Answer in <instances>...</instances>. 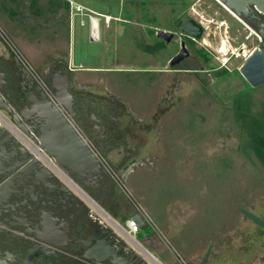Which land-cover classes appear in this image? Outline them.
Instances as JSON below:
<instances>
[{"label":"rangeland","instance_id":"obj_1","mask_svg":"<svg viewBox=\"0 0 264 264\" xmlns=\"http://www.w3.org/2000/svg\"><path fill=\"white\" fill-rule=\"evenodd\" d=\"M76 1L85 14L61 12L55 0H0V31L29 73L42 77L70 52L81 89L111 92L132 112L129 139L139 145L131 170L114 193L90 197L120 224L139 211L146 216L136 237L157 260L136 249L148 264H264V160L253 147L254 136L264 137V83L252 87L239 71L245 58L232 54L243 44L253 51L264 37L247 42L226 13L232 28H214L220 15L198 0ZM189 7L209 20L202 18V38L189 41L183 71L145 72L171 67L157 56L146 61L145 42L154 40L147 26L157 25L147 10L184 21L195 14ZM100 14L113 19L101 16L96 38L90 15Z\"/></svg>","mask_w":264,"mask_h":264},{"label":"flooded vegetation","instance_id":"obj_2","mask_svg":"<svg viewBox=\"0 0 264 264\" xmlns=\"http://www.w3.org/2000/svg\"><path fill=\"white\" fill-rule=\"evenodd\" d=\"M198 2L220 15L213 17L215 21L211 26L214 28H220L219 24L224 22L228 28H232L224 17L223 13H226L239 23L242 32L245 31L243 38L247 42L255 41L258 35L264 37V14L256 8H253L250 16L240 17L231 13L219 0ZM190 9L195 11L194 15L190 14L184 21L177 16L169 22L164 17L150 16L147 10L146 18L157 22V25L147 26L148 34L154 40L145 42L146 61L157 56L171 67L147 69L145 72H160L164 76L167 72L183 71L179 66L191 55L190 42L197 41L183 32V24L187 19L194 18L204 27V33L208 29L204 23L209 19L204 18L195 7ZM161 31L172 35L167 38L160 34ZM183 43L189 55L172 65L171 61L181 52ZM0 65L5 73L2 89L5 101L16 109L14 112L3 110L11 120L15 115L20 116L26 106L31 109L32 93L39 98L47 97L44 83L50 91H56L49 83L53 70L68 73L74 105L72 127L80 137H85L88 146L102 162L98 181L82 180L80 172L69 166L61 167L56 163L58 169H51L26 146V141L37 144L34 141L42 134L40 124L31 119L27 122L33 128V139L16 127L21 137L10 142V149H15L16 154L0 155V258L11 264H116L112 255L102 261L86 256L89 250L101 243L114 247L118 256L128 264H148L142 252L96 214L82 195L85 193L102 199L110 192L117 191L120 177L130 172L139 145V142L129 139L133 137L129 131L135 120L132 112L111 92L100 94L81 89V84L76 83L72 76L77 69L68 67V60L49 64L44 68L42 77H37L21 67L0 39ZM185 71L197 72V69Z\"/></svg>","mask_w":264,"mask_h":264},{"label":"water","instance_id":"obj_3","mask_svg":"<svg viewBox=\"0 0 264 264\" xmlns=\"http://www.w3.org/2000/svg\"><path fill=\"white\" fill-rule=\"evenodd\" d=\"M219 1L240 17L250 16L253 8L264 14V0ZM183 32L194 39H200L204 34V27L194 18H189L183 24ZM160 34L167 38L172 35L165 31H161ZM188 55L189 51L183 43V49L171 61L172 65L177 64ZM239 71L252 87L264 83V44H261L260 49H254L250 53ZM4 77L5 73L0 65V110L14 112L16 110L15 106H11L5 101V95L2 92ZM49 83L56 89L54 94L45 91L47 97L39 98L32 93L30 98L33 101L31 109L26 106L21 110L20 116L15 115L13 120H10L15 127L20 128L30 139H33V128L31 125L28 126L27 122L29 119L35 120L40 124L42 134L34 142L43 151L49 154L59 166H69L80 172L82 180L93 179L98 181L102 162L94 150L88 146L85 137H80L72 127L74 124V105L70 91L69 74L53 71ZM14 138H17V136H15L13 130L0 125V155L14 156L16 154L15 149H10V142ZM25 164L27 163L25 162ZM130 217L136 221L141 229L148 226V221L142 212H136ZM109 255L114 257L113 262L116 264H128L124 258L118 256L115 248L109 244L98 243L93 250H89L86 254L87 257L98 261L104 260ZM0 264L11 263L0 258Z\"/></svg>","mask_w":264,"mask_h":264},{"label":"built area","instance_id":"obj_4","mask_svg":"<svg viewBox=\"0 0 264 264\" xmlns=\"http://www.w3.org/2000/svg\"><path fill=\"white\" fill-rule=\"evenodd\" d=\"M70 4L73 6V8L81 13V15L85 14V7L81 4L78 3L75 0H69ZM90 19H91V25H92V34H94V29L97 28V21L95 20V16L94 15H90ZM109 19V17H108ZM96 26V27H95ZM1 32V31H0ZM1 37H2V32H1ZM245 48V44L242 45V47H240L238 49V52H236L235 50H232V54L236 55V57L239 56H243L244 58L246 57V55H248V53H251V50H249V52H245L244 51ZM241 50H243V52H241ZM224 65L226 64V62H228V58L227 55L224 58V60L221 61ZM225 62V63H224ZM43 88L47 93H50V89L49 86L44 83L43 84ZM0 125L2 126H7L8 128H10L11 130H13V132L15 133V136H17V138L21 137V135L19 134V132L17 131L16 127L13 125V123L11 122V120L4 114V112L2 110H0ZM26 146L27 148L31 151V153L35 154L36 157L43 162L44 164H46L49 168L51 169H58L57 168V164L54 161V159L47 154L45 151H43L38 144H34L32 142L26 141ZM85 198L86 201L88 203V205L91 207V209L98 214L104 221L105 218L104 216L99 213L97 211V208L95 207V205L90 201H94L90 196H88L87 194L83 193L82 194ZM90 199V200H89ZM95 202V201H94ZM145 216V215H144ZM146 218V216H145ZM147 219V218H146ZM121 228L125 231V232H121L120 230H118L117 228L113 227V229L122 237L124 238L128 243H130L132 246L134 247H138V245H140L136 234L140 231V227L139 225L136 223L135 220L131 219V217L127 218L124 222V224H120L119 222H117Z\"/></svg>","mask_w":264,"mask_h":264},{"label":"crops","instance_id":"obj_5","mask_svg":"<svg viewBox=\"0 0 264 264\" xmlns=\"http://www.w3.org/2000/svg\"><path fill=\"white\" fill-rule=\"evenodd\" d=\"M56 1V3L57 4H60L61 6H63V8H61L60 10H61V12H66V13H68L67 11H69L70 9V15H71V13H72V8H73V6L70 4V1L69 0H55ZM76 1V0H75ZM78 3H81V2H79V1H77ZM71 6V7H70ZM56 10H58V7H56L55 8ZM54 9V10H55ZM104 16L105 17V22L106 21H108V23H110V21L112 20V16H111V14H107V15H105V14H100L99 16L97 15V16H95V20L97 21V23L96 24H98L97 25V28H95L94 29V34H93V36H95L96 38H97V35H98V32H99V28H100V21H101V16ZM102 16V17H103ZM108 17H109V19H108ZM70 19H71V17H70ZM71 23V22H70ZM91 27H92V25H91ZM96 27V26H95ZM91 33H92V29H91ZM91 38H92V35H91ZM92 40H94V38H92ZM9 50V49H8ZM68 63L70 62V64L71 65H74L73 67V69H76V67H75V64L73 63V62H71V57H70V52H68ZM78 65H80L81 66V63L80 64H78ZM53 71H56V70H53ZM52 71V72H53ZM50 93L51 94H54L55 92H52V91H50ZM5 114V113H4Z\"/></svg>","mask_w":264,"mask_h":264},{"label":"bare ground","instance_id":"obj_6","mask_svg":"<svg viewBox=\"0 0 264 264\" xmlns=\"http://www.w3.org/2000/svg\"><path fill=\"white\" fill-rule=\"evenodd\" d=\"M225 6V5H224ZM226 7V6H225ZM227 8V7H226ZM228 9V8H227ZM229 10V9H228ZM231 13H233L231 10H229ZM207 41V40H206ZM205 41V42H206ZM226 41V40H225ZM225 41H223V43H221L222 45V47L220 48V50L223 52V51H225L226 49H227V47H226V42ZM222 42V41H221ZM260 46L261 45H259L258 47H256L255 49H260ZM249 53H248V55H246V57H245V59H247L248 57H249ZM245 59H244V61H245ZM243 61V62H244ZM243 62H242V64H243ZM242 64H241V66H242ZM240 66V67H241ZM240 69V68H239ZM94 205H95V207L97 208V210L104 216V218H105V220L106 221H111V223L109 222V224L110 225H112L113 227H115V228H117L118 230H120L121 232H125L122 228H121V226L117 223V221L112 217L111 218V216H109L108 215V213L101 207V206H99L96 202H94V201H92V200H90ZM99 208V209H98ZM142 250H143V252L146 254V255H148V256H150L152 259H155V260H157V258L153 255V254H151L150 252H148L147 250H145L144 248H142L141 247V245H138Z\"/></svg>","mask_w":264,"mask_h":264},{"label":"trees","instance_id":"obj_7","mask_svg":"<svg viewBox=\"0 0 264 264\" xmlns=\"http://www.w3.org/2000/svg\"><path fill=\"white\" fill-rule=\"evenodd\" d=\"M36 0H34L35 2ZM245 83L247 85H249L246 81ZM253 147L254 149L259 153V156L262 158V160H264V137L263 138H260L258 136H254L253 138Z\"/></svg>","mask_w":264,"mask_h":264}]
</instances>
